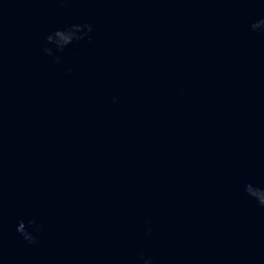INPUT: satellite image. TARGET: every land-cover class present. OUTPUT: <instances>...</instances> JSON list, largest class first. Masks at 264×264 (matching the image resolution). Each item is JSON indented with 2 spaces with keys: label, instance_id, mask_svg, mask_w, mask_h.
<instances>
[{
  "label": "water",
  "instance_id": "95a60500",
  "mask_svg": "<svg viewBox=\"0 0 264 264\" xmlns=\"http://www.w3.org/2000/svg\"><path fill=\"white\" fill-rule=\"evenodd\" d=\"M261 20L264 0H0V264H264Z\"/></svg>",
  "mask_w": 264,
  "mask_h": 264
},
{
  "label": "clouds",
  "instance_id": "9594fccd",
  "mask_svg": "<svg viewBox=\"0 0 264 264\" xmlns=\"http://www.w3.org/2000/svg\"><path fill=\"white\" fill-rule=\"evenodd\" d=\"M261 25H264V20H261V21H259L258 23H254L251 27L255 30V29H257V28H259ZM80 27V28H82V27H85V28H87L88 29V31H91V26L90 25H83V26H81V25H74L73 27ZM65 31H68V30H58V31H56L55 33L57 34V35H61L62 33H64ZM48 39V41L50 40V36L47 38ZM77 40H79V39H82V37L81 36H77V38H76ZM72 43V42H71ZM65 47V46H64ZM64 47H60V48H58V49H60V50H62ZM48 55H52V51L50 50V49H47V48H45V50H44ZM59 58L57 57V60H58ZM250 185H252V184H247L246 186H245V192L247 193V195L249 196V197H251V198H253V199H255L258 203H259V205L260 206H264V200H257L254 196H252L250 193H249V191H248V188H249V186ZM257 189H260V188H257ZM261 190H264V189H261ZM29 223V225H31V224H33L34 222L33 221H29L28 222ZM17 231L23 236V238L25 239V240H27L29 243H36L37 241H36V238L26 229V226H25V224L23 223V222H21L19 225H18V228H17ZM145 264H150V261H146L145 262Z\"/></svg>",
  "mask_w": 264,
  "mask_h": 264
}]
</instances>
